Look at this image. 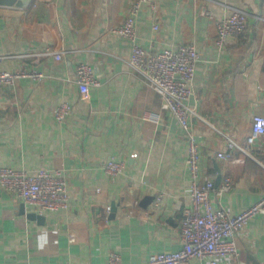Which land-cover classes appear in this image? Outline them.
Returning <instances> with one entry per match:
<instances>
[{
	"label": "crops",
	"instance_id": "1",
	"mask_svg": "<svg viewBox=\"0 0 264 264\" xmlns=\"http://www.w3.org/2000/svg\"><path fill=\"white\" fill-rule=\"evenodd\" d=\"M132 0H31L25 8L0 6V70H36L42 80L0 85V166L34 172L60 169L70 207L43 220L0 186V264H148L153 254L181 249L184 209L192 205L186 165L188 138L160 95L127 63L132 43L113 32ZM223 2L249 13L247 33L216 45ZM137 17V42L150 50L193 44L201 59L188 100L200 151L199 184L212 180L213 206L238 214L264 196V167L239 152L229 159L222 133L244 144L254 116H264V0H156ZM207 7L209 15L199 11ZM158 25V29L154 26ZM64 50L61 59L48 51ZM86 62L101 86L84 97L76 68ZM71 105L65 122L57 106ZM160 112L158 124L146 121ZM222 132V133H219ZM137 156L134 157L133 155ZM126 162L122 174L104 170ZM264 161V158H263ZM231 189L219 193L227 178ZM157 196L153 201L147 198ZM111 211H108V207ZM239 253L218 264H264V214L235 236ZM189 264H211L193 258Z\"/></svg>",
	"mask_w": 264,
	"mask_h": 264
},
{
	"label": "built area",
	"instance_id": "2",
	"mask_svg": "<svg viewBox=\"0 0 264 264\" xmlns=\"http://www.w3.org/2000/svg\"><path fill=\"white\" fill-rule=\"evenodd\" d=\"M144 5L156 8V0H132L128 13L121 25L113 30L117 35L129 39L132 43L128 65L136 73L140 81L155 90L161 99V111H170L178 120L188 138L186 165L191 176L192 205L184 209L180 228L181 249L171 252L153 254L148 264H189L193 258L209 259L211 264L230 255H237L239 248L235 239L237 232L242 230L253 216L264 214V196L252 206L238 214H232L225 208H216L210 198L215 190L212 180L199 184L200 151L196 139L194 120H206L199 114L197 107L187 102L194 95V79L196 67L201 55L193 44H181L162 50H150L137 42V17ZM227 13L217 25L216 45L222 49L231 37L241 36L248 31L249 13L247 10L223 2ZM199 15H209L205 6ZM158 29V25L154 26ZM64 50L48 51L54 58L61 59ZM77 83L84 97L89 95L92 87L101 86L93 68L81 62L76 68ZM30 77L42 80L44 74L36 70L19 69L15 71L0 70V85H14L20 78ZM71 105L61 102L54 117L57 122H65L70 114ZM144 119L158 124L160 112H148ZM207 123V122H206ZM219 133H222L219 131ZM225 149L217 153L220 159H229L239 152L264 167V116H254L252 131L244 144L235 140L230 134L222 133ZM134 157L137 155L134 154ZM126 162L110 159L104 165L105 172L111 177L123 173ZM231 177L220 187L219 193L231 189ZM0 186L3 190L19 197L25 205L31 206L37 214L49 211L67 210L70 207V196L67 180L60 169L40 168L34 172L0 166ZM111 211V207H108ZM108 264H123L118 252H111Z\"/></svg>",
	"mask_w": 264,
	"mask_h": 264
},
{
	"label": "water",
	"instance_id": "3",
	"mask_svg": "<svg viewBox=\"0 0 264 264\" xmlns=\"http://www.w3.org/2000/svg\"><path fill=\"white\" fill-rule=\"evenodd\" d=\"M30 1L31 0H0V6H12L25 9L29 5ZM155 198H157V196H151V198L146 199V202L153 201ZM28 217L38 220H43L42 218H44L43 215L37 214L35 212L28 213Z\"/></svg>",
	"mask_w": 264,
	"mask_h": 264
}]
</instances>
